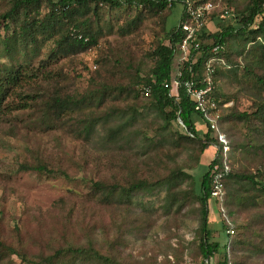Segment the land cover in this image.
Returning a JSON list of instances; mask_svg holds the SVG:
<instances>
[{
	"label": "rangeland",
	"instance_id": "obj_1",
	"mask_svg": "<svg viewBox=\"0 0 264 264\" xmlns=\"http://www.w3.org/2000/svg\"><path fill=\"white\" fill-rule=\"evenodd\" d=\"M210 1L219 6L222 4L221 9L230 8L232 12L243 9L249 2ZM8 2L0 0V12L6 10ZM180 8L182 6H177L171 13L167 10L161 18L148 16L137 30L124 35L120 30L126 27L131 18H126L127 10L111 15L105 13V19L109 22L106 26L108 33L101 37L99 48L52 60L46 69L67 73L68 81L76 86L78 96L86 91L92 76L113 82H129L133 71H127V64L133 70L139 69L142 75L148 72L153 64L148 58L149 52L163 42V18L171 14L167 25L169 29L178 22ZM110 25L114 29L109 33ZM230 43V48L225 47L226 52L228 50V55L224 56L226 65L219 66L221 73L216 81V90L224 100L234 99L231 106L238 111H252L251 108L264 98V87L256 83L253 75H248L247 71L252 66L245 61L246 54L238 53L242 43L238 40ZM52 48L50 41L35 46L37 55L34 65L46 59ZM103 58H107V65L99 66L98 61ZM115 61L120 64L116 65ZM2 62L9 63V59L3 56ZM98 70L100 73H96ZM112 71L117 75L113 76ZM137 92L140 99L118 104L125 107L134 103V107L142 112V103L147 100L142 96L140 87ZM226 108L222 109L224 113L228 111ZM13 118L6 116L0 121V239L34 259L42 254H51L60 246H87L92 243L105 260H86L77 264L202 263L199 251L201 216L197 202L174 203L164 189L149 195H136L132 197V203L116 200L115 204L105 206L91 203L88 200L90 196L86 197L91 183L85 181L117 183L123 187L141 176L153 179L156 166L161 170L164 169L161 166H166V171L161 175L177 168L195 166V161L190 160L189 151L173 147L172 133L164 129L163 118L154 111H150L145 121L136 122L132 127L140 137L144 134L152 142L137 148L139 137L134 150L123 148L122 142L121 146L109 145L104 138L103 141L94 139L95 142L78 140L62 128H53L59 125L46 108L20 112L16 114V119ZM113 124L101 126L100 135L104 136V129ZM220 126L223 132L227 126L231 134L232 172H264V134L259 128L253 122L240 118L228 119ZM171 131L181 130L174 124ZM164 140L166 143H163ZM241 143L242 147H238L237 144ZM145 149H148L147 157H151L150 160L143 156ZM216 152L217 149L211 152L213 160ZM37 161L45 162L50 169L62 166L68 177L19 170L21 163ZM194 168L187 171L196 173L197 181H200L206 167ZM145 171L152 173L145 175ZM258 182L264 183V175ZM226 186L228 195L222 203L210 200L209 228L212 239H225L224 243L227 242V234L223 231L227 225L235 231L233 247L227 249L230 264H264V194L247 188L245 182L231 184L227 181ZM182 189L178 188L175 192ZM12 259L13 264H20L16 256ZM214 260H218V256Z\"/></svg>",
	"mask_w": 264,
	"mask_h": 264
},
{
	"label": "trees",
	"instance_id": "obj_2",
	"mask_svg": "<svg viewBox=\"0 0 264 264\" xmlns=\"http://www.w3.org/2000/svg\"><path fill=\"white\" fill-rule=\"evenodd\" d=\"M187 1L202 4L209 0H9L6 10L0 12V121L6 116L16 119V114L30 109L46 108L52 113L56 125H59H54L55 129L62 128L72 137L86 142H95L93 140L97 138L102 141L104 138V142L109 145L121 146L122 142L123 148L132 150L140 137L139 132L132 127L136 122L145 121L150 111H154L163 118L164 129L172 133L173 147L189 151L190 160L195 161V166L177 168L169 171L167 176L160 174L166 171V166H161L163 170L156 166L153 173L151 171L143 173L145 175L152 173L153 179L141 176L130 180L123 187L117 183L85 181L91 183L90 192L86 197L90 196L88 200L91 203L97 202L105 206L115 204L116 200L132 203V197L136 195H149L164 189L174 203L195 201L199 204L201 216L199 243L203 259L201 264H230L227 249L234 244L235 238L229 235L232 242L222 245L219 241H213V234L209 228L213 186L211 170L221 161L219 151L222 150V144L201 112L196 109V101L188 94L186 83L202 79L205 62L211 57L215 45L230 48V42L238 40L242 43L238 53L246 54L245 61L252 66L247 71L248 75H253L256 83L264 87V0H249L243 9H235L231 16H225L220 8L214 10L212 18L219 17L220 29L209 34L203 30L200 48L194 49L190 60L183 62L178 97H174L170 95V89L165 84H168L172 77L176 45L184 37L180 26L184 22ZM177 6H182L178 22L168 29V18L171 14L163 18V42L149 52L148 58L153 64L148 72L142 75L139 69L133 70L131 65L127 64V71H133L129 82H113L109 79L110 82L106 78L101 80L92 76L86 91L82 96H78L76 86L68 81L67 73L63 70L46 69L52 60L99 48L101 37L108 33L106 26L109 22L107 23L105 19V13L111 15L120 10H127L126 18H131L127 21L126 27L120 30L124 35L137 30L148 16L161 18L167 10L171 13ZM220 6L222 7V4ZM113 29L110 25L109 33ZM49 41L53 43V48L50 49L47 58L34 65V58L37 55L34 47ZM225 55H228V50ZM3 56L9 59V63L2 62ZM106 63L107 58L98 61L99 66L107 65ZM115 63L120 64L119 61ZM219 70L221 69L218 67L216 81L221 73ZM111 74L117 75L114 71ZM138 87L140 90L141 88L150 90L147 101L142 103V112L134 107V103L125 107L118 104L125 100L140 99ZM216 94L218 98L221 97L217 92ZM224 102L226 100H221V104ZM251 109L252 111L240 112L231 108L222 113L221 122L240 118L245 122H253L264 134V98ZM107 123L114 124L104 129L106 133L101 136L99 128L101 126L103 128ZM174 124L180 128V132L171 131ZM142 134L141 132L140 135ZM151 142L152 139L146 138L143 134L137 148L145 147ZM163 143H166V140ZM237 146L242 147V143ZM233 148L236 149L234 146ZM214 149H217L216 158L208 165L200 181H197L196 176L187 170L192 171L194 167H198L200 157L210 154ZM147 155L148 149H145L143 156L150 160L151 157L148 158ZM19 170L68 177L62 166L50 169L43 161L21 163ZM263 175L264 172L260 170L252 174L233 173L231 170L226 176V184L227 181L231 184L245 182L247 188L264 194V183L258 182ZM182 187L178 193L175 192ZM227 229L229 227L225 225L223 231ZM216 255L218 260L215 261ZM14 256L20 260V264H77L86 260H105L92 243L87 246L76 244L60 246L51 254H42L34 259L18 247L0 239V264H13Z\"/></svg>",
	"mask_w": 264,
	"mask_h": 264
},
{
	"label": "built area",
	"instance_id": "obj_3",
	"mask_svg": "<svg viewBox=\"0 0 264 264\" xmlns=\"http://www.w3.org/2000/svg\"><path fill=\"white\" fill-rule=\"evenodd\" d=\"M219 4L207 1L202 4H196L193 1H187L184 9V22L180 26L184 37L177 43L175 48L174 60H177V69L173 72L168 84L170 95L178 97V88L182 76L183 62L190 60L191 52L200 48L201 34L206 29L208 22L213 17L214 10L219 9ZM225 16L233 15L230 8H220ZM224 45H215L212 48L211 57L205 62L204 73L201 80L189 81L186 83L188 94L196 101V109L201 112L208 122L210 129L214 132L218 141L222 144V150L219 151L221 161L214 165L211 170L213 176V186L211 190V200L223 202L226 194V176L232 168L229 160L230 142L221 130V118L223 107H228L226 103L221 104V99L217 97L216 90V69L219 66L226 65ZM194 60L195 57H194ZM141 94L144 97L150 96V90L141 88ZM234 230L229 229L227 234L234 235Z\"/></svg>",
	"mask_w": 264,
	"mask_h": 264
},
{
	"label": "crops",
	"instance_id": "obj_4",
	"mask_svg": "<svg viewBox=\"0 0 264 264\" xmlns=\"http://www.w3.org/2000/svg\"><path fill=\"white\" fill-rule=\"evenodd\" d=\"M182 9H180V14H179V17H180V15H181V13H182V11H181ZM179 17H178V19H179ZM219 19V17L218 18H212V19H210V21L208 22V24H207V27H206V32H207V34H209V33H214V32H217L219 29H220V27H219V24H220V21L218 20ZM178 67H177V60H173V64H172V71L174 72L176 69H177ZM230 68V67H229ZM219 95V94H218ZM221 98V100H224L222 97H220ZM232 101H234V99H231V98H228L227 100H226V102H224V103H226V104H228L227 106V108L226 109H228V110H230L231 108H233L231 105H233V102ZM229 106H231V107H229ZM223 132V131H222ZM225 135H226V137H227V139L229 140V138H231V134L229 135V130H228V128H227V126H225V131L223 132ZM230 142V141H229ZM230 154V153H229ZM212 154L210 153V154H207V155H204V156H202V157H200V161H199V166L196 168V170L198 169V168H200V167H202V166H205L206 167V170H207V167H208V165L212 162ZM196 170H195V172H196ZM194 176H196V173H194L193 174ZM230 229V228H229ZM229 229H227L224 233H226L227 234V231L229 230ZM227 237H228V239H227V242H225L224 243V241H226L225 239H223V240H219L221 243H222V245H224V244H226V243H230V242H232L231 240H230V236L227 234ZM230 240V241H229ZM230 248H232L233 247V245H230L229 246ZM216 256H218V255H216ZM207 261V260H206Z\"/></svg>",
	"mask_w": 264,
	"mask_h": 264
}]
</instances>
